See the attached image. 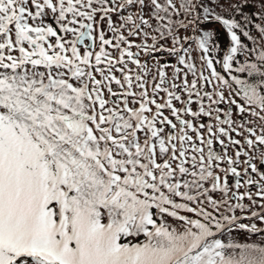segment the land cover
<instances>
[{"label": "snow or ice", "instance_id": "snow-or-ice-1", "mask_svg": "<svg viewBox=\"0 0 264 264\" xmlns=\"http://www.w3.org/2000/svg\"><path fill=\"white\" fill-rule=\"evenodd\" d=\"M0 264H264V0H0Z\"/></svg>", "mask_w": 264, "mask_h": 264}, {"label": "rangeland", "instance_id": "rangeland-1", "mask_svg": "<svg viewBox=\"0 0 264 264\" xmlns=\"http://www.w3.org/2000/svg\"><path fill=\"white\" fill-rule=\"evenodd\" d=\"M222 38V37H221Z\"/></svg>", "mask_w": 264, "mask_h": 264}]
</instances>
